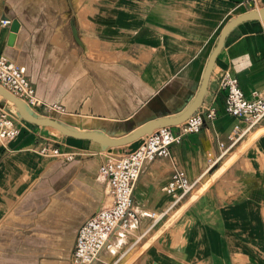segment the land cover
<instances>
[{"label":"crops","instance_id":"crops-1","mask_svg":"<svg viewBox=\"0 0 264 264\" xmlns=\"http://www.w3.org/2000/svg\"><path fill=\"white\" fill-rule=\"evenodd\" d=\"M250 2L0 0V56L26 67L41 100L66 108L53 117L64 126L123 137L189 107L224 26L264 7ZM222 69L248 99L264 89V20L229 31L201 107H214L217 119L172 146L170 158L145 164L133 200L141 213L168 210L163 188L175 169L197 182L194 190L161 220L117 230L116 254L105 250L93 264H264V120L211 164L237 124L224 112ZM0 107L17 115L2 96ZM48 140L76 159L40 155ZM109 153L25 121L17 139H0V243H42L45 255L31 264H73L80 226L103 208L104 189L107 198L99 169Z\"/></svg>","mask_w":264,"mask_h":264},{"label":"built area","instance_id":"built-area-1","mask_svg":"<svg viewBox=\"0 0 264 264\" xmlns=\"http://www.w3.org/2000/svg\"><path fill=\"white\" fill-rule=\"evenodd\" d=\"M259 1L251 0L250 5L257 6ZM1 24L7 26L10 21L3 20ZM219 84L225 94L224 112L235 118L237 124L228 135L227 142H219L220 155L211 163L212 166L264 120V89L255 92L252 100L248 99L238 78L229 69L219 71ZM0 86L23 101L39 116L52 118L67 112L62 104L41 100L29 79L26 67L4 54L0 56ZM217 117L218 112L214 107L200 108L181 125L156 129L146 136V140L136 150L102 163L99 172L107 182L108 206L94 213L80 226L71 259L73 264H93L105 250L116 254L111 239L117 230H130L140 222L141 217L150 218L153 222L161 220L194 190L197 182L191 180L184 170L175 169L170 181L163 188L172 198L168 210L159 214L141 213L133 200L134 187L145 164L159 158H170L172 146L180 144L187 135L201 133L205 122L214 121ZM22 122L24 121L19 117L8 114L0 107V139L6 143L17 139L22 131ZM37 152L43 156L57 157L64 162H73L77 157L75 152L62 151L52 140L38 146Z\"/></svg>","mask_w":264,"mask_h":264},{"label":"water","instance_id":"water-1","mask_svg":"<svg viewBox=\"0 0 264 264\" xmlns=\"http://www.w3.org/2000/svg\"><path fill=\"white\" fill-rule=\"evenodd\" d=\"M252 20H264V7L259 10H251L246 14L233 18L224 26L218 38L217 44L213 49L205 67L200 89L194 100L189 105V107L181 115L173 118H161L151 120L127 136L108 137L106 135L94 131H75L64 126L62 123H60L53 117H42L35 114L23 101H21L12 93L4 89L2 86H0V96H2L7 101L13 103L18 112L17 117L27 123L55 129L56 131L60 132L62 135L68 138L92 141L94 143L99 144L104 149H109L111 151L113 149H121L129 145H134L131 150L134 151L141 145L140 141L145 136L151 134L156 129L162 127H177L178 125H181L202 107L205 95L208 90L211 75L216 64V60L224 46L229 31L233 27L243 22Z\"/></svg>","mask_w":264,"mask_h":264},{"label":"rangeland","instance_id":"rangeland-1","mask_svg":"<svg viewBox=\"0 0 264 264\" xmlns=\"http://www.w3.org/2000/svg\"><path fill=\"white\" fill-rule=\"evenodd\" d=\"M3 98V97H2ZM6 100V99H4ZM8 105L13 108V111L18 114L17 109L15 107V105H13L11 102L7 101ZM8 114L12 115L9 111L5 110ZM12 116H18V115H12ZM26 123V122H25ZM146 136L141 139V144L144 142V140H146ZM134 145H129L126 147H123L121 149H113L116 150L114 152L116 153H112L108 155V159L111 160H115L117 158H120L124 155H126L127 153H129L132 150V147ZM121 150V152H120ZM117 152H119V154H117ZM108 206V200L106 198L105 195V189L103 191V195H102V204L101 207H106ZM63 246L62 249H70L71 248V242H67V243H61L60 246ZM46 246L45 244L42 243H28V242H23V243H10V242H6V243H0V264H31V263H36L37 261H41L40 256H42L41 254L46 250ZM32 252H36V253L31 255ZM72 255V254H71ZM72 259V256H71Z\"/></svg>","mask_w":264,"mask_h":264},{"label":"bare ground","instance_id":"bare-ground-1","mask_svg":"<svg viewBox=\"0 0 264 264\" xmlns=\"http://www.w3.org/2000/svg\"><path fill=\"white\" fill-rule=\"evenodd\" d=\"M13 104V103H12ZM14 105V104H13Z\"/></svg>","mask_w":264,"mask_h":264}]
</instances>
